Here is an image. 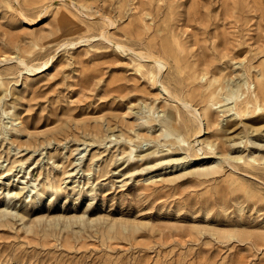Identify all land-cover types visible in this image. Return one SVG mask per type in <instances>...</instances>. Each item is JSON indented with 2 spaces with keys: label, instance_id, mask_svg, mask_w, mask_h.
<instances>
[{
  "label": "rangeland",
  "instance_id": "1",
  "mask_svg": "<svg viewBox=\"0 0 264 264\" xmlns=\"http://www.w3.org/2000/svg\"><path fill=\"white\" fill-rule=\"evenodd\" d=\"M259 68L264 0H0V264H264Z\"/></svg>",
  "mask_w": 264,
  "mask_h": 264
},
{
  "label": "bare ground",
  "instance_id": "2",
  "mask_svg": "<svg viewBox=\"0 0 264 264\" xmlns=\"http://www.w3.org/2000/svg\"><path fill=\"white\" fill-rule=\"evenodd\" d=\"M191 13L192 14L190 16L188 15V19H194V20H197L199 18L204 19V18H206L208 16V14H205V13L202 14L199 11H196V10H193ZM38 19L39 18H37L36 20H38ZM238 20H239L238 17H236L235 19L229 20V22L232 23V24H234V25H237V21ZM27 23H30V22H27ZM206 27H208V26H205V28L203 29V32L204 33L207 32ZM233 36H236V35H233ZM212 37H213L211 39L212 46H217L218 47V50L216 52H214V55H212V56H214L215 58H220V59L227 58L228 57V54H230V56H231L233 49L228 44V42L230 40V36L225 31H223L221 33H214L212 35ZM207 40H208V37H206L203 42H205ZM164 50L168 51L169 49L167 47H164ZM144 53L146 54V56L150 55V53L147 52V51L144 52ZM155 60H156V63L155 64H156L158 70H161V68L164 66V61L160 57H155ZM48 65H49V61H46L43 64V67H44L43 69L41 68V66H38L37 69H39V70L42 71V70L46 69L48 67ZM211 70L212 69H210V68H204V69L199 70L198 72H200V73H202V75H204L205 73H207V72H209ZM254 75H255V81L258 84V90L261 91V92H264V70L262 68H259L258 69V73H255ZM217 81H220V79L217 78L214 74H212L211 77H209L208 87L212 86ZM2 83L3 82L0 81V87L3 86ZM163 86L164 85L162 84V87ZM215 89L216 88H213L210 91L212 92ZM244 102L247 105L249 103V98H245L244 99ZM230 109H234V111L231 112L230 114H233L234 113V114H237L238 115L239 112H238V110H236L235 107H232L231 106L228 109V111H230ZM223 111H225V110H223ZM209 121H210V117H207V122L209 123ZM201 130H202V128H201V126H199L198 127V130H197V133L198 134H201L200 133ZM130 156H131V154H130ZM43 185H44V183H43ZM61 185H62L61 183H58V184L49 183L48 184V186L51 187V188H53L55 191L61 190ZM37 198L40 199V197H37Z\"/></svg>",
  "mask_w": 264,
  "mask_h": 264
}]
</instances>
